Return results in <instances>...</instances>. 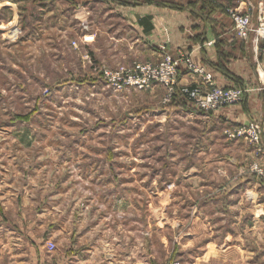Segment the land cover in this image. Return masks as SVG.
<instances>
[{
	"label": "rangeland",
	"instance_id": "obj_1",
	"mask_svg": "<svg viewBox=\"0 0 264 264\" xmlns=\"http://www.w3.org/2000/svg\"><path fill=\"white\" fill-rule=\"evenodd\" d=\"M80 1L58 0L54 4L50 0H22L8 11L2 5L10 4L0 0V128L8 130L1 145L28 150L23 157L26 167L21 178L37 182L44 194L50 191L49 187L61 184L60 188L68 189L77 203L73 226L82 213L87 215L88 225L91 220L95 224L101 219L100 224L109 230L118 228L123 243L131 238L137 240L138 257L146 260L149 256L150 264H264L263 251L250 253L255 246L252 241L244 246L245 252L232 243L228 248L221 240L227 232L242 234L244 227L243 218H237L238 209L226 199H213L228 189L222 182L227 172L203 171L210 180L207 184L217 185L204 187V193L195 187L190 167L206 161L195 154L199 144L196 134L203 128L201 119L185 121L176 115L178 112L168 116L172 111L164 101L168 91L161 86L157 93L153 87L114 92L103 81L94 80L97 83L92 86L68 80L75 77L82 81L85 77L87 66L82 62L80 47L90 39L82 35L76 22L71 26L74 32H66L62 40L51 41V37L56 27L54 19L62 21L61 14L71 6L70 2L75 5ZM39 4L44 5L43 10ZM98 12V8L94 10V17H98ZM13 16L24 32H43V43L33 49V43L26 44L25 59L10 58L5 53L11 51L10 42L19 38L18 25L11 20L5 22ZM18 62L26 74L8 75L12 64ZM134 63L108 68H126ZM102 67L106 66H99L97 71ZM11 84H23L24 90L5 91ZM240 141L249 144L244 139ZM232 161L237 170L243 168L241 162ZM245 170L249 171V164ZM248 194L243 191L241 195L245 201L241 202L242 209L256 205ZM36 202H28L31 208H27V219L38 210L47 213L50 221L49 202ZM201 205L205 229L199 236L195 216ZM222 213L225 224L221 223ZM230 219L233 226L228 223ZM198 220L201 222L200 216ZM8 253H0V261L9 258ZM15 253V258H24L23 252Z\"/></svg>",
	"mask_w": 264,
	"mask_h": 264
},
{
	"label": "crops",
	"instance_id": "obj_2",
	"mask_svg": "<svg viewBox=\"0 0 264 264\" xmlns=\"http://www.w3.org/2000/svg\"><path fill=\"white\" fill-rule=\"evenodd\" d=\"M2 1L10 4L2 5L5 10L13 11L10 7H16L22 0ZM50 1L55 4L58 0ZM93 1L82 0L75 5L70 2L71 8L66 7L61 14L62 21L54 19L56 27L51 41L62 40V36L69 31L74 32L71 26L75 22L81 26L82 35L90 39L80 47L84 58L82 62L87 66V71L83 74L85 77L82 81L75 77L68 79L71 82L93 86L97 81H103L97 71L101 65L117 67L138 61L157 62L164 54L179 50L190 53L195 61L202 63L212 74L216 85L247 88L241 103L207 113L190 109L187 100L178 93L168 101L172 110L168 116L178 112L175 114L185 121L201 119L203 128H200L202 132L199 130L196 134L199 147L196 146L195 154L206 161L190 167L194 173L195 187H200L201 193L207 192L204 187L217 185V182L207 184L210 180L203 176V171L220 169L227 172L228 178L222 179V182L228 189L225 194L213 199L217 202L226 199L227 203L238 209L237 218H243L244 227L242 234L234 232L236 236L227 232L221 238L224 245L229 248L232 243L244 250L250 240L255 244L250 248L253 250L251 254L264 252V178L245 170V166L253 161H257L264 169V52L260 49L262 44L253 46L251 36L246 41L237 38L232 21L225 12L227 7L241 11L251 8L254 18L257 5L264 6V0H136L123 4H105L107 0H97L96 3ZM43 8L44 5L39 4V9ZM97 8L99 12L96 18L94 10ZM12 18L5 22L11 20L13 25H18L19 38L18 41L10 42L8 49L11 51L5 53L10 58L25 59L28 52L26 44L33 43V49L36 44L43 43V32H24L17 17ZM57 25H61L62 29ZM24 68L20 62L13 63L7 73L21 75L25 73ZM195 80L188 72L179 70V84H191ZM23 84H16L14 87L11 84L5 91L24 90ZM159 89L160 86L155 85L152 91L157 93ZM252 121L257 122L261 129L260 153H256L251 145L243 141L228 140L223 134L228 126ZM6 128H0V253L8 251L9 258H3L0 264H46L49 260H54L56 264H150L149 256L146 260L138 257L140 246L137 240L134 242L131 238L129 242L123 243L118 228L109 230L105 224H100V218L96 225L92 220L90 222L93 224L88 225V217L82 213L73 226L77 203L68 189L60 188L61 184L49 187L50 191L44 194L37 182L31 180L30 183L21 178L26 167L22 163L26 161L23 157H26L28 150L25 147L1 145V140L8 133ZM234 159L241 162L243 168L240 166L237 170L232 161ZM243 191L245 194L249 193L248 199L256 202V205H245L242 209L241 202H245L241 197ZM34 201L37 204L49 202L50 221L47 213L38 210L27 219V208H31L27 204ZM203 208L204 205H201V209L198 208L197 211L195 207L198 213L195 216V227H198V232L200 230L199 236L205 229L202 220ZM95 216L96 212L94 219ZM199 216L201 222L198 220ZM221 217V223L225 224L223 213ZM89 219L92 218L89 216ZM48 222L50 226L47 225ZM228 223L231 226L234 224L231 219ZM210 225L211 223L209 227ZM46 241L55 244L53 251L48 252ZM16 251L23 252L24 258H15Z\"/></svg>",
	"mask_w": 264,
	"mask_h": 264
},
{
	"label": "built area",
	"instance_id": "obj_3",
	"mask_svg": "<svg viewBox=\"0 0 264 264\" xmlns=\"http://www.w3.org/2000/svg\"><path fill=\"white\" fill-rule=\"evenodd\" d=\"M227 16L233 24V30L238 39L246 41L251 36L253 46H259L264 52V6L257 5L256 16L253 18L251 8L246 11L238 8L227 7ZM183 69L196 80L191 84H179V70ZM105 85L114 92L125 90L151 89L155 85L164 87L168 95L164 98L168 102L170 98L179 93L184 97L190 109L201 112H214L225 106L241 103L247 88L242 86H218L213 81L212 74L200 62L195 61L191 54L184 51L164 54L157 62H136L130 67L99 69ZM177 90V91H176ZM228 140L247 141L256 151L261 152V129L257 122L234 125L223 130ZM249 172L255 173L259 178H264V169L256 162L249 164ZM48 252L55 249V244L46 242ZM46 264H56L49 260Z\"/></svg>",
	"mask_w": 264,
	"mask_h": 264
},
{
	"label": "trees",
	"instance_id": "obj_4",
	"mask_svg": "<svg viewBox=\"0 0 264 264\" xmlns=\"http://www.w3.org/2000/svg\"><path fill=\"white\" fill-rule=\"evenodd\" d=\"M176 94H178L177 92L172 96V98H174L176 96Z\"/></svg>",
	"mask_w": 264,
	"mask_h": 264
}]
</instances>
